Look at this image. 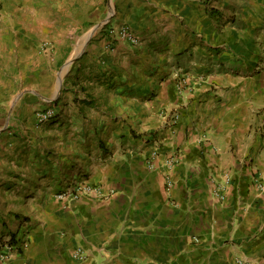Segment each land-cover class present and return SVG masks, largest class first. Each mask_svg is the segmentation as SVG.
I'll return each instance as SVG.
<instances>
[{
	"label": "crops",
	"instance_id": "1",
	"mask_svg": "<svg viewBox=\"0 0 264 264\" xmlns=\"http://www.w3.org/2000/svg\"><path fill=\"white\" fill-rule=\"evenodd\" d=\"M108 1L60 75L76 0H0V69L39 78L37 103L4 106L0 264H264V0ZM123 24L139 43L109 46ZM80 183L104 196L56 197Z\"/></svg>",
	"mask_w": 264,
	"mask_h": 264
},
{
	"label": "rangeland",
	"instance_id": "2",
	"mask_svg": "<svg viewBox=\"0 0 264 264\" xmlns=\"http://www.w3.org/2000/svg\"><path fill=\"white\" fill-rule=\"evenodd\" d=\"M91 2L94 3L92 4ZM76 3H78V6H76L75 8L74 25L71 26V24H69V28L67 31V35L72 32L74 35L72 38L71 34H69L68 39L64 41L65 44H70L68 52H72L68 61L62 66L60 70H58L60 75H62L66 70H68V68L73 64V60H75L74 53L78 51L80 43L89 32L93 33L92 39L88 41L89 44H91L92 41L95 40V38H97L100 34L103 33V27L101 25L106 20V17L108 15L107 10L110 9V6L112 7V3L108 0H76ZM112 10L113 7L111 8V11ZM57 13L58 19H63V23H57L59 25L58 28L60 29V34L66 37L67 16L65 15V11L58 10ZM54 16L57 17V14L54 13ZM71 27H74L73 31L71 30ZM42 49L47 50L48 47L43 46ZM65 50H67V48L63 47V51ZM3 65L4 64L0 63V68H2ZM42 65L43 70H45L46 66L49 65V61L47 59L43 60ZM11 66H13V64H11ZM29 68L31 70L30 64ZM12 75L15 76L17 75V73H13V71L9 73V71H2L0 69V200L4 199V196L1 195L4 185H8L7 188L10 186L17 185V181H9L10 171L8 170L10 164V155L3 153L4 147H6V144H4V142L2 141L4 134L11 133L10 136L15 135V132H12L11 128L4 126V120L6 119V114L8 112V107L6 108L4 106H26L30 105L31 103H37L32 93L34 92L36 94L39 91V78L35 80L34 78L28 76L27 78H24L20 81L18 78L12 77ZM191 79L196 83H198L199 80L202 81V79H194L193 77H191ZM177 82L178 93L180 92V96H184L186 98L187 95L183 94L184 91H187L188 93L189 84L187 78L182 79L180 76H178ZM28 101L32 102L28 103ZM2 107L4 108L2 109ZM12 111H14V109H12ZM161 111L167 112L165 108H163ZM15 178L17 180L18 174L15 175Z\"/></svg>",
	"mask_w": 264,
	"mask_h": 264
},
{
	"label": "built area",
	"instance_id": "3",
	"mask_svg": "<svg viewBox=\"0 0 264 264\" xmlns=\"http://www.w3.org/2000/svg\"><path fill=\"white\" fill-rule=\"evenodd\" d=\"M108 35L112 38L109 42V46L113 45V40L117 42H126L131 45H137L139 43L138 36L134 33V31L131 29V27L127 24H123L121 26L113 27L108 31ZM56 110L54 108H44L39 109L35 112V123L36 126H42L51 120H53L56 117ZM162 115L165 117L166 122L170 126H174L178 123L180 118V113L177 110H172L170 112H162ZM157 155V151L153 153V156ZM152 158L148 160V164L150 168H155L154 163L152 162ZM178 163V159L171 156L165 161V165L167 167L166 172V181L168 186L172 184V172L174 171L175 166ZM264 189V188H263ZM98 194L101 195L99 189L95 187H91L90 185L86 183H80L77 186H75L73 189L70 190H64L62 192H59L56 197L61 201H76L80 199L83 196L86 195H92V194ZM104 196V194H102ZM75 257L83 259L85 255L83 254L82 250L77 248L74 252Z\"/></svg>",
	"mask_w": 264,
	"mask_h": 264
}]
</instances>
